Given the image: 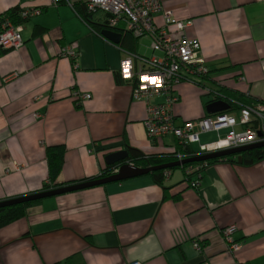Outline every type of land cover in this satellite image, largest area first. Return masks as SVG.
Returning <instances> with one entry per match:
<instances>
[{
	"label": "crops",
	"instance_id": "obj_1",
	"mask_svg": "<svg viewBox=\"0 0 264 264\" xmlns=\"http://www.w3.org/2000/svg\"><path fill=\"white\" fill-rule=\"evenodd\" d=\"M84 2L0 0V14L40 9L21 24L22 46L0 50V200L42 189L50 145L65 146L56 178L63 184L99 175L105 155L127 145L146 155L176 150L171 134L149 140L145 102L132 99V83L123 74L122 60L139 54V38L120 32L117 44L105 39L94 27L104 15L95 12L86 21ZM161 4L189 20L186 33L199 40L209 68L200 84L175 86L178 122L208 114L212 96L204 85L227 97L232 107L223 112L236 120V101L264 100V0ZM154 20L162 24V14ZM65 44L76 48L75 62L60 54ZM77 91L90 97L79 103ZM186 168L170 169L162 184L146 173L42 198L0 227V264H264V158L251 165L209 163L197 189L189 186ZM231 224L240 244L235 252L222 233Z\"/></svg>",
	"mask_w": 264,
	"mask_h": 264
},
{
	"label": "built area",
	"instance_id": "obj_2",
	"mask_svg": "<svg viewBox=\"0 0 264 264\" xmlns=\"http://www.w3.org/2000/svg\"><path fill=\"white\" fill-rule=\"evenodd\" d=\"M52 1L57 4L68 0ZM84 7L87 13L101 12L104 15V28L127 32L134 38L147 36L152 52L160 53L151 56L130 53L122 60L123 74L132 83V99L145 102L143 126L151 142L155 143L163 136L171 134L182 148H191L193 144H198L197 154H200L264 140V103L261 101L252 104L236 101L238 120L223 111L181 122L176 120L172 109L178 99L175 86L181 81L200 84L209 74L205 59L199 54V40L186 33L189 20L175 18L171 10L163 8L161 0H85ZM39 12L37 7L28 8L22 9L20 15L29 18ZM158 13L162 14V24H157L154 20ZM21 30L20 23L14 24L5 20L0 28V50L20 48L23 44ZM60 54L73 62L77 57L76 48L70 44L62 46ZM203 88L211 94L212 100L225 98L218 88L206 85ZM74 94L79 103L90 97L88 92L77 91ZM156 97L161 100L154 101ZM35 115L40 116L38 113ZM237 124L242 126L238 131L234 130ZM223 128H230L223 137L208 143L200 142L201 133ZM175 155L177 159L184 158L180 152H175ZM207 164V160H204L202 163L187 166L186 172L194 174L188 180L191 188L197 189L200 186L202 170ZM169 176L170 170H165L164 179ZM235 229V225L231 224L222 230L227 249L231 252L240 248L239 242L233 238ZM192 244L197 251H201L197 239ZM201 264L210 263L204 260ZM230 264L245 263L234 259Z\"/></svg>",
	"mask_w": 264,
	"mask_h": 264
},
{
	"label": "trees",
	"instance_id": "obj_3",
	"mask_svg": "<svg viewBox=\"0 0 264 264\" xmlns=\"http://www.w3.org/2000/svg\"><path fill=\"white\" fill-rule=\"evenodd\" d=\"M82 7H84V5H82ZM21 10H22L21 8L13 7L3 12L2 14H0V28H1L2 23L5 20H10L14 24H19V23L22 24L27 19V17H22L20 15ZM80 14L86 21H90L88 17L90 16V13L86 12L85 7L83 11L80 10ZM94 27H95V30L99 32L101 28L103 27V25L95 24ZM223 96L226 97L225 95ZM261 102L264 103V100H262ZM241 103L251 104L249 102L246 103L243 101ZM230 107H232V105ZM126 148L128 152L127 162H131L134 165L143 166V167L175 161L177 160V156L175 155V152H180L184 157L194 156V155H197V153H199V151L194 150L193 148H189V147L182 148L180 145H177L175 152H169V153H164V154H154V155H146L143 152L139 151L138 149L130 147L128 145L126 146ZM65 150H66L65 146L62 144L50 145L46 147L45 156H46L48 174H47V179L44 181L41 190L64 185L63 183H57L56 178L63 165ZM240 154H241L240 161H238L237 159L238 154H230V155H224V156H220L217 158L207 160V163L209 164L215 161L224 160V161L237 162L243 165H251L264 158V147H257V148L245 150L241 152ZM199 163H202V161L189 162V163H185L182 165H175V166H171L167 168L156 169V170L149 172L148 174L152 177L155 183L162 184L164 181V171L165 170H170V169H174L177 167H181L184 169L188 165H195ZM116 167H117V164H107L101 170L99 175L95 177H91V178L109 175L115 171ZM193 175L194 174L192 172L187 173L185 171V178L187 181L190 180L193 177ZM87 179H90V178H87ZM40 200L41 199L30 200V201H26V202L14 204V205L0 207V227L24 216L27 207L40 202ZM62 263L63 262H58L55 264H62ZM79 264H82V262H80Z\"/></svg>",
	"mask_w": 264,
	"mask_h": 264
},
{
	"label": "water",
	"instance_id": "obj_4",
	"mask_svg": "<svg viewBox=\"0 0 264 264\" xmlns=\"http://www.w3.org/2000/svg\"><path fill=\"white\" fill-rule=\"evenodd\" d=\"M99 34L104 37L105 39L109 40L110 42L117 44L120 41L121 33L117 32L112 29L108 28H102L99 31ZM229 103L217 99L212 100L206 105V111L208 113H216L221 112L223 110H226L229 108ZM257 147H264V140L257 141L254 143L236 146V147H229V148H223L219 150H213L209 152H203L194 156H188L181 159H177L172 162L158 164V165H152V166H138L134 164H130L127 162V156L128 152L126 149H120L113 152H109L105 155V162L107 164H117V170L112 172L109 175L102 176V177H96V178H90L82 181H77L73 183H68L60 186H56L53 188L45 189V190H39L37 192L26 194L22 196H17L13 198H8L4 200H0V207L8 206V205H14L30 200H36V199H42L45 197L58 195L78 189H83L95 185H101L113 181H119L126 178L142 175L149 173L156 169H162L167 168L175 165H182L189 162H198V161H204V160H210L213 158H217L224 155H230V154H238L237 159L238 161L241 160V152Z\"/></svg>",
	"mask_w": 264,
	"mask_h": 264
},
{
	"label": "rangeland",
	"instance_id": "obj_5",
	"mask_svg": "<svg viewBox=\"0 0 264 264\" xmlns=\"http://www.w3.org/2000/svg\"><path fill=\"white\" fill-rule=\"evenodd\" d=\"M150 43V40L148 39V37H140L138 39V42H137V52L139 54H144L146 56H151L152 55H159L158 52H154V53H150L149 49L147 48L148 45ZM226 129H222L218 132L216 131H212V132H206L204 134H201L200 135V141L201 142H207V141H211L213 139H216L218 137H223L224 134L226 133ZM197 145V144H196Z\"/></svg>",
	"mask_w": 264,
	"mask_h": 264
}]
</instances>
